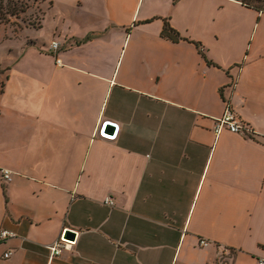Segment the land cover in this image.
I'll return each mask as SVG.
<instances>
[{"label": "crops", "instance_id": "1", "mask_svg": "<svg viewBox=\"0 0 264 264\" xmlns=\"http://www.w3.org/2000/svg\"><path fill=\"white\" fill-rule=\"evenodd\" d=\"M40 7L61 65L38 32L1 68L0 168L12 179L0 178V230L14 237L0 240V264H256L264 12L237 0ZM165 21L187 40L163 38ZM226 104L253 137L214 132ZM67 230L71 249L50 258Z\"/></svg>", "mask_w": 264, "mask_h": 264}, {"label": "rangeland", "instance_id": "2", "mask_svg": "<svg viewBox=\"0 0 264 264\" xmlns=\"http://www.w3.org/2000/svg\"><path fill=\"white\" fill-rule=\"evenodd\" d=\"M255 7H260L264 10V0H244ZM28 8L24 14L20 15L19 19L12 18L11 23L0 25V72L2 66L9 63L10 59L21 51L23 47H30L41 32V42L39 46L46 47L50 44L52 36L49 28V15L47 14L42 21L40 28L36 29L32 25L42 18L41 0H29ZM4 73V72H3Z\"/></svg>", "mask_w": 264, "mask_h": 264}, {"label": "built area", "instance_id": "3", "mask_svg": "<svg viewBox=\"0 0 264 264\" xmlns=\"http://www.w3.org/2000/svg\"><path fill=\"white\" fill-rule=\"evenodd\" d=\"M61 42L58 40H52L49 44V51L55 59L56 65H61V59L59 57V52L61 50ZM214 132L219 134L222 130H228L231 133L239 134L243 136L253 137L255 135L252 127L247 124L233 109L229 104H226L223 115L220 118L214 120L213 126ZM104 123L102 124L99 134L102 136H108L103 134ZM117 133V132H116ZM116 134L114 135V137ZM112 137V138H114ZM111 138V137H108ZM0 178L5 182H10L12 179V172L6 168H0ZM105 204L113 205L111 199H106ZM64 234L53 244L48 246L50 253V258L60 256L63 251L70 250L73 244V241L65 239ZM14 237V233L8 230H0V240H6ZM207 242L205 240L200 241V245L204 246ZM12 255L11 251L4 253V258H9ZM256 264H264V256L260 257Z\"/></svg>", "mask_w": 264, "mask_h": 264}, {"label": "trees", "instance_id": "4", "mask_svg": "<svg viewBox=\"0 0 264 264\" xmlns=\"http://www.w3.org/2000/svg\"><path fill=\"white\" fill-rule=\"evenodd\" d=\"M28 1L29 0H0V25L11 23L12 18L19 19L20 15L26 12V9L28 8ZM237 1H240L243 5L247 7H252L255 10L264 12V10L260 7H255L252 4L245 2L244 0ZM42 20L43 17L38 19V22L34 23L32 26L36 29L40 28ZM161 36L172 42H178L179 40H187L185 38H182L180 34L176 30H174L166 21L164 22ZM195 45L196 47H198L199 52L203 54L201 46L198 43H195Z\"/></svg>", "mask_w": 264, "mask_h": 264}, {"label": "water", "instance_id": "5", "mask_svg": "<svg viewBox=\"0 0 264 264\" xmlns=\"http://www.w3.org/2000/svg\"><path fill=\"white\" fill-rule=\"evenodd\" d=\"M116 127V129H114ZM108 128H111L112 130H114V132H112L111 131V133H112V135H110V134H107V133H105L106 131H107V129ZM117 130V126H115V124H113V123H110V122H104V130H103V134L104 135H108V136H106V137H114V135L116 134V131ZM105 137V136H104ZM74 233L73 232H71V231H69V230H67V231H65L64 232V235H63V237L65 238V239H69V240H73L74 239Z\"/></svg>", "mask_w": 264, "mask_h": 264}]
</instances>
